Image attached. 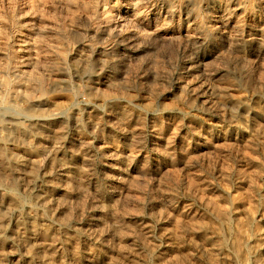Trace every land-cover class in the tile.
<instances>
[{
  "label": "rangeland",
  "instance_id": "1",
  "mask_svg": "<svg viewBox=\"0 0 264 264\" xmlns=\"http://www.w3.org/2000/svg\"><path fill=\"white\" fill-rule=\"evenodd\" d=\"M0 144V264H264V0H0Z\"/></svg>",
  "mask_w": 264,
  "mask_h": 264
},
{
  "label": "bare ground",
  "instance_id": "2",
  "mask_svg": "<svg viewBox=\"0 0 264 264\" xmlns=\"http://www.w3.org/2000/svg\"><path fill=\"white\" fill-rule=\"evenodd\" d=\"M28 74V73H27ZM29 78V77H28ZM32 78V77H31ZM34 79V78H33ZM37 81V80H36ZM40 81V80H39ZM37 84V83H36ZM39 84V83H38ZM33 85V84H32ZM34 87V86H33ZM35 87H37V86H35ZM23 95V94H22ZM10 134V133H9ZM15 134V133H14ZM5 138H6V136H5ZM15 138V137H14ZM17 138V137H16ZM25 139V138H24ZM7 142V141H6ZM8 143V142H7ZM6 143V144H7ZM10 143V142H9ZM1 145V144H0ZM8 145V144H7ZM2 147H4V146H2ZM11 147V146H10ZM1 150V149H0ZM49 151V150H48ZM47 151V152H48ZM10 152V151H9ZM18 152V151H17ZM56 152V151H55ZM16 154V153H15ZM10 155V154H9ZM44 155V154H43ZM54 155V154H53ZM13 156V155H12ZM23 157V156H22ZM15 158V157H14ZM17 158V157H16ZM32 158H33V156H32ZM48 158V157H47ZM24 159V158H23ZM36 159H38V158H36ZM19 160V159H18ZM21 161V160H20ZM24 161V160H23ZM34 162V161H33ZM37 161H35V163H36ZM57 162V161H56ZM25 163V162H24ZM39 163V162H38ZM37 163V164H38ZM27 164H28V162H27ZM39 165V164H38ZM63 165V164H62ZM31 169V168H30ZM39 169V168H38ZM37 170V169H36ZM35 170V171H36ZM29 171V170H28ZM34 170H33V172H35ZM29 173V172H28ZM31 173V172H30ZM32 174V173H31ZM35 174V173H34ZM3 175V174H2ZM33 177V176H32ZM7 178V177H6ZM34 179V178H33ZM5 180V179H4ZM32 181V180H31ZM33 186V185H32ZM28 187V186H27ZM30 187H31V185H30ZM32 188V187H31ZM30 189V188H29ZM19 221V220H18ZM239 222V221H238ZM237 225H238V223H237ZM20 227V226H19ZM232 228V227H231ZM239 228V227H238ZM242 228H244V227H242ZM241 228V229H242ZM28 236V235H27ZM30 237V236H29ZM31 238V237H30ZM34 239V238H33ZM246 243V242H245ZM241 261V260H240ZM245 261H246V259H245ZM247 262V261H246Z\"/></svg>",
  "mask_w": 264,
  "mask_h": 264
}]
</instances>
